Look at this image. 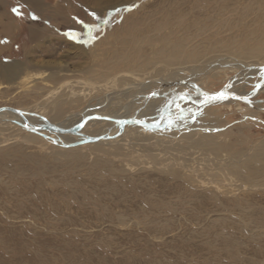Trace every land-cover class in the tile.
Segmentation results:
<instances>
[{
  "label": "rangeland",
  "instance_id": "1",
  "mask_svg": "<svg viewBox=\"0 0 264 264\" xmlns=\"http://www.w3.org/2000/svg\"><path fill=\"white\" fill-rule=\"evenodd\" d=\"M0 41V108H173L98 143L1 121L0 264H264V91L195 100L263 81L264 0H0Z\"/></svg>",
  "mask_w": 264,
  "mask_h": 264
},
{
  "label": "bare ground",
  "instance_id": "2",
  "mask_svg": "<svg viewBox=\"0 0 264 264\" xmlns=\"http://www.w3.org/2000/svg\"><path fill=\"white\" fill-rule=\"evenodd\" d=\"M255 90H256V88H255ZM258 90H259V92L260 91H264V84H261V87L258 88ZM227 92H230V91H227ZM176 93H177L176 91H172V93L168 94V96L174 95L175 98H177ZM250 96L251 95H249V96L247 95L246 97H250ZM195 100L197 102H200V100H197V98ZM195 100L193 102H196ZM215 102H217V101H215ZM223 102H229V100L226 99V100H223ZM195 105L198 106L199 104L195 103ZM86 110H88V109H86ZM97 110L94 109V108H91L90 110L85 112L82 116L77 118V120L75 122L73 120H72L73 122H70L71 119L67 118L68 122H70V123H68V125H65V124H62V122H63V120H62V118H63L62 109H58L56 111V113L54 114L53 118H52V121L55 123L52 126L55 129L57 128L58 130H76L77 126L75 128H70V129H68V128L71 127L72 125L76 124V123H79L80 121H83V120H84L83 126H86V127H88V124L87 125H84V124L88 123V122H91L93 120L107 119V120H109L110 123H105V122H101V121H95L93 123H89L90 124V128L89 129L76 131L74 134H59V133H57V132H55V131H53L51 129L50 130L49 129H45L44 132H46L48 135L54 134L56 136L55 137L54 135H52V136L55 137L54 140L56 142L60 143V144H63V145L69 143L72 140L73 137H74L73 140H75L77 143L85 142L87 140V138H89L88 136H92L93 138H96L97 139L96 142L98 143V142H102V141H98V140H101L102 138H106L107 136L112 135L113 131H119V135L120 134H124L125 132H127L128 129L130 130L132 128L131 127L132 125L134 127L138 126V125H135V124H138V123H135V122H143L145 120V118H143V117L129 116V115H125L124 113H123L124 115H116L115 114V115H112V117H110V118H105V116H101V114H103V113H100L99 111L97 112ZM101 111H102V109H101ZM172 111H173V108L171 107L170 103L165 104L164 108L161 109V110L160 109L159 110H154V109L150 110L149 114H152V116L155 115V117H152V116L149 117L148 116V120L150 119L148 124L152 123V125H156L157 128L154 129V130H162L163 129L162 127H165L166 125H168L169 121H167L168 119H159L160 121H158L157 118H159V117L163 118V116L164 117H168L172 113ZM19 112H20V115H16V114H14L12 112H8V111L1 112L0 113V122L3 121V122H5V124H7L9 126H11L12 124H15V125H17L19 127H23L25 129H28V130H31V131L32 130H34V131H36V130H44L42 128H46L45 126L50 125V124H48V121L46 120V118H44L42 116V112H37V114L26 113V112H22V111H19ZM95 114L97 116H93ZM36 118L39 119L41 122L39 120H36ZM129 118H131V119H129ZM128 121H131V122L128 123ZM153 122H155V123H153ZM64 123H66V122H64ZM126 124H132V125H126ZM64 126H66V127H64ZM135 128H137V127H135ZM139 128L141 130H142V128L145 129L144 126L143 127H139ZM92 137H90V138H92ZM118 137H120V136H118ZM118 137L114 138V140H116Z\"/></svg>",
  "mask_w": 264,
  "mask_h": 264
},
{
  "label": "snow or ice",
  "instance_id": "3",
  "mask_svg": "<svg viewBox=\"0 0 264 264\" xmlns=\"http://www.w3.org/2000/svg\"><path fill=\"white\" fill-rule=\"evenodd\" d=\"M12 11L17 14V15H20V12L17 8H13ZM69 35H72L71 33H69ZM2 42V41H0ZM260 75H261V78L262 80H264V68H262L260 70ZM226 87H231V85H228ZM255 88H260L261 85L260 84H257L254 86ZM201 95L203 96V99L200 101L201 104H208V103H211V102H215V101H223V100H226V99H229V98H234V99H237V100H247V97L246 96H238L234 93H229L227 92L226 90H221V91H218V92H215V93H212V94H208V93H201ZM186 97L181 95L179 97V99H185Z\"/></svg>",
  "mask_w": 264,
  "mask_h": 264
},
{
  "label": "water",
  "instance_id": "4",
  "mask_svg": "<svg viewBox=\"0 0 264 264\" xmlns=\"http://www.w3.org/2000/svg\"><path fill=\"white\" fill-rule=\"evenodd\" d=\"M263 83H264V80L260 82V85L263 84ZM257 92H258V89L256 88V90H253V92L250 94L251 96L247 97V100H237V99H234V98H229L227 100H234V101H239V102L244 103V104H249V98H252ZM4 111H8V112H12V113H14L16 115H20V112L18 110H16V109H13V108H9V107L0 108V113L4 112ZM130 122L131 121H128V123H130ZM83 123H84V120L81 121V123L78 124L79 126L77 125L76 128H79L80 126H82ZM135 123H138V125H142L145 128H147V129H156L157 128L156 125H147V124H143L141 122H135ZM45 127L46 128H42V129H44V130L45 129H49V130L51 129V130H53V131H55V132H57L59 134H74L76 132V130H58L57 128L55 129L52 125H47ZM86 141H87V143H92L94 141H97V139L96 138H87Z\"/></svg>",
  "mask_w": 264,
  "mask_h": 264
}]
</instances>
